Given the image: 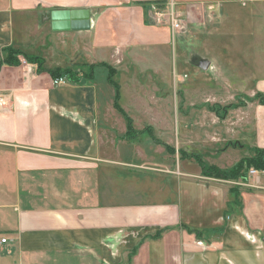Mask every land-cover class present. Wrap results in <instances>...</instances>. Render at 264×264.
Returning a JSON list of instances; mask_svg holds the SVG:
<instances>
[{"label": "crops", "instance_id": "obj_1", "mask_svg": "<svg viewBox=\"0 0 264 264\" xmlns=\"http://www.w3.org/2000/svg\"><path fill=\"white\" fill-rule=\"evenodd\" d=\"M170 1L0 0V94L6 101L0 108V233L8 238L0 245V264H264V178L206 176L197 161L165 145L160 158L143 152L139 142L148 140L128 137L127 120L115 107L118 85L119 104L131 118L157 110L139 94L156 77L171 80L172 52L184 44L154 14L155 2L168 7ZM197 1L195 48L207 57L206 48L235 38L229 10L243 0ZM207 2L219 3L211 28ZM84 9L89 29H53L54 10ZM250 28L249 45L263 47L264 22ZM8 49L43 59L44 70L23 55L6 64ZM214 53L210 66L219 75L226 55ZM57 68L78 71V80L56 85L50 71ZM124 89L132 93L126 102ZM259 107L247 127L251 144L244 138L225 149L229 139L220 131L193 133L181 123L180 147L202 152L211 144L203 160L227 169L226 157L238 148L264 149ZM175 123L170 116L171 130ZM165 144L178 150L175 139ZM242 158L228 161V168Z\"/></svg>", "mask_w": 264, "mask_h": 264}, {"label": "rangeland", "instance_id": "obj_2", "mask_svg": "<svg viewBox=\"0 0 264 264\" xmlns=\"http://www.w3.org/2000/svg\"><path fill=\"white\" fill-rule=\"evenodd\" d=\"M174 1L172 0L175 4L176 17L181 23L178 33L181 36V41L184 40V44L180 49L177 47L172 52L171 80L156 77L155 80L147 82V88L142 89L140 96L138 95L142 103L153 104L154 107L152 106V108L157 109L151 113L137 112L136 115L133 113L132 121L136 135L140 138L144 136L143 139L148 140L146 143L141 138V142H139L143 152L157 155L160 158L163 153H166L164 150L166 149L164 148L165 143L174 139L176 148L182 149L179 143L182 135L178 128L181 123L186 124L189 127V132L192 131L193 133L205 131L211 134L220 131L222 139H229L223 141V145L226 146L225 149L228 146L241 145L242 141L240 140H244V138H247L248 143L251 144V134H249L251 128L247 127L255 124L258 118L257 115L260 113V107L258 108V106L262 104L260 103V96L264 95V92L261 91V88H264V56L258 58L255 52L259 50L264 52V35L261 34L263 39L259 40L263 47L257 49V47L249 45L255 37L250 26L257 23L263 24L264 15L260 16L259 13L264 14V3L261 4L260 1L258 3L244 2V0L242 2L236 1L234 8L229 10L230 21L228 22L229 24L236 23L237 33L235 38L224 37L223 41L226 46L206 48L205 52L209 56L205 55L207 57H203L204 54L195 48L198 11L202 3L197 0L183 3ZM154 4L161 7L159 9L161 12L166 11L168 8L159 2ZM218 6L219 3L215 2L204 4L205 9L209 11L207 16L209 28L215 23L213 14L219 8ZM243 23L245 29L241 28ZM248 29L251 31H248ZM210 35L211 32H207L205 38H209ZM227 43L231 45V48L227 46ZM212 52H215L214 54L218 56L226 55L225 61L227 64H224L227 66L221 64L222 71L219 75L211 70ZM99 72L100 70H98ZM260 75L263 78L259 77ZM123 96L126 102L127 97L132 96V93L130 91L128 93L124 89ZM247 103H249V107L243 108ZM127 107L131 108V103ZM167 107L172 108V110L169 112ZM145 114L151 115V119L144 118ZM170 116L173 118V123L176 122L173 130L170 128ZM218 121H220V128L212 127L213 123ZM199 122H205V127H198L200 124L196 123ZM149 137L154 140V144L151 143L152 140ZM148 143H151L154 149L147 146ZM211 147H213L211 144L205 142L202 152L198 151V148H194V150L188 151V154L199 153L202 157H204V154L209 157L210 154L207 149ZM255 150L253 149L251 153L248 146L238 148L236 152H232L229 157H226L225 166L228 168L229 162L233 161L234 158L238 159L239 156L243 158L254 156ZM205 162L209 163V161ZM234 166L228 169H232ZM238 180L248 182V173ZM254 184L260 186V180H255ZM261 185H264V183Z\"/></svg>", "mask_w": 264, "mask_h": 264}, {"label": "trees", "instance_id": "obj_3", "mask_svg": "<svg viewBox=\"0 0 264 264\" xmlns=\"http://www.w3.org/2000/svg\"><path fill=\"white\" fill-rule=\"evenodd\" d=\"M6 52H7V56L3 60L6 64H17V62L19 61L18 56L23 55L27 62L36 63L38 64V67L40 68L39 70H42V71L44 70L43 68L44 61L43 59L39 57H30L14 49H8ZM50 73L54 79L65 77L68 80L76 81L78 80L79 72L74 69H70V68H66V69L57 68L55 70H51ZM119 98H120V93H119L118 85H117L116 95H115V107L117 108L119 112H121L125 116V120H127L126 134L128 137L131 138L136 135L134 131L133 121H132V118L126 113V111H123V109L121 108L119 104V100H120ZM260 100H261L260 103L264 104V95L260 96ZM157 142L160 143V141L158 140ZM165 146L168 149V151L171 153L179 152L182 158H193L195 161L199 163V165L201 166L203 175H206V176H211V177L221 178V179H228V180H235V179H239L240 177L245 176L251 167L256 168V169H262V170L264 169V149L256 148L254 156L249 157V158L248 157L242 158L237 164L235 163V166L232 169H228V168L222 169L216 165H211L209 163H206L203 160V157L201 154H197V153L188 154L186 151L182 149L176 150L174 147L170 145H166V144Z\"/></svg>", "mask_w": 264, "mask_h": 264}, {"label": "built area", "instance_id": "obj_4", "mask_svg": "<svg viewBox=\"0 0 264 264\" xmlns=\"http://www.w3.org/2000/svg\"><path fill=\"white\" fill-rule=\"evenodd\" d=\"M154 14L156 16V19L158 22H166L169 23L171 25V28L176 32L181 28V23L179 22V19L176 17V13H175V4L170 1L169 6L167 8L166 11H159V9L161 8L160 6H156L154 5ZM67 81V79L65 77H61V78H56L54 79V83L57 84H62L65 83ZM6 105V101L4 96H2L0 94V108L5 107ZM248 176L250 177H255V178H260L263 177L264 178V169H256V168H251L248 171ZM258 182V181H257ZM255 186H259L254 184ZM8 243V238L3 236L0 233V245L6 244Z\"/></svg>", "mask_w": 264, "mask_h": 264}, {"label": "water", "instance_id": "obj_5", "mask_svg": "<svg viewBox=\"0 0 264 264\" xmlns=\"http://www.w3.org/2000/svg\"><path fill=\"white\" fill-rule=\"evenodd\" d=\"M51 17L53 21L52 27L55 30H86L90 28L91 16L87 9L54 10L51 13Z\"/></svg>", "mask_w": 264, "mask_h": 264}]
</instances>
